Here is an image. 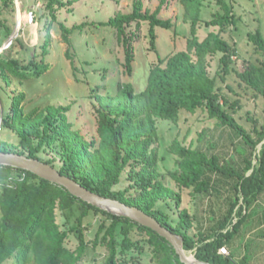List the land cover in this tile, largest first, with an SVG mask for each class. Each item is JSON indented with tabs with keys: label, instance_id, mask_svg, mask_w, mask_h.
<instances>
[{
	"label": "trees",
	"instance_id": "16d2710c",
	"mask_svg": "<svg viewBox=\"0 0 264 264\" xmlns=\"http://www.w3.org/2000/svg\"><path fill=\"white\" fill-rule=\"evenodd\" d=\"M216 1L220 11L204 25L218 27L221 31L235 26L238 19L231 7L225 0ZM37 2L42 4L45 16L50 17L45 26L44 42L36 48L39 55L34 54V48L28 57L22 56L21 51L28 49L19 38L0 52V81L6 86L13 80L23 84L38 79L50 69V64L45 62L51 43L50 29L69 1H34ZM165 2L167 0H161L151 12L144 8L142 0H135L131 12L116 13L100 24L112 31L114 43L122 48V68L126 76L133 73L135 44L141 36L142 24L148 25L147 37L152 48L155 30L172 27L170 20L159 17ZM179 2L183 7V19L191 23L195 35L188 40L185 51L158 59L141 92L121 80H113L111 88L107 68L100 72L101 82L89 88L97 118L96 139L87 141L73 129L66 115L69 106L48 104L27 111L25 94L19 93L11 97L10 110L5 118H1V128L14 132L19 143L14 146L3 142L0 152L17 153L42 161L93 193L138 208L173 234L181 236L183 249L193 252L199 261L249 264L247 256L235 260L232 250L227 256L220 255L218 250L221 247L231 249L230 245L234 244L249 211L264 194V125L254 121L251 133H247L225 109L227 101L220 92L217 78L208 74V58L221 54L217 76L223 81L224 75L231 72L230 65L237 51L219 32H210L201 41L196 37L205 0ZM15 11V0H0V33L3 30L6 37L13 33L7 25L6 15ZM32 15L34 18V11ZM60 26L64 41L69 44L68 35L81 30L85 24L71 29ZM247 39L261 59L250 63L236 76L253 92L255 99H264V37L256 30L249 33ZM67 57L71 61L73 76L79 82L74 57L69 53ZM79 62L87 67L94 64L89 60L79 59ZM83 74L87 76L88 70L84 69ZM197 110L205 111L210 119L242 140L245 146L241 151L243 158L234 166L232 159L228 161L217 155H208L174 141L169 152L177 157V168L168 175L179 187L177 192L164 183V176L158 169L157 121L177 123L181 112L194 114ZM49 151L56 152L59 165H55V159L40 156ZM124 174L128 186L116 191L115 187ZM223 188L227 191L224 212L216 219L209 217L210 224L201 228L197 236H192L190 231L194 228L195 218L182 208L183 192L215 193L218 197L219 189ZM159 203L167 206L173 203L177 220L172 221L158 207ZM74 211L77 215L71 220ZM57 212L64 219V229L57 222ZM98 216V227L90 236L92 217ZM70 234L77 241L74 250L66 245ZM98 248L105 253L101 262L92 258L93 264H142L144 254L149 256L151 264H183L173 247L151 229L85 203L64 188L28 171L0 166V264H82L87 261L88 252Z\"/></svg>",
	"mask_w": 264,
	"mask_h": 264
},
{
	"label": "rangeland",
	"instance_id": "374dc122",
	"mask_svg": "<svg viewBox=\"0 0 264 264\" xmlns=\"http://www.w3.org/2000/svg\"><path fill=\"white\" fill-rule=\"evenodd\" d=\"M35 0H15L16 11L14 14H7L8 26L12 28L14 39H21L23 45L28 49L22 50L21 55L28 57L31 50L36 49L44 42L46 33L45 26L50 20L45 16L41 3H34ZM67 7L62 8L58 14L57 21L50 29L51 43L45 62L50 64V69L40 78L25 81L21 84L18 80H13L6 86L0 81V124L1 118H5L10 110V99L19 93L25 94L24 105L26 110L34 107H43L48 104L54 106L70 107L66 113L68 121L71 122L74 130L87 140L96 139L97 118L93 108V101L89 98L90 87L100 83V72L103 68L109 71L111 78V88L113 80L132 84L136 92H141L147 84V77L150 69L158 62V59L165 58L171 54L185 51L187 42L194 38L191 31V23L183 19V7L179 0H167L161 6L159 17L170 20L172 27L168 30L157 28L155 30L156 39L154 48L149 44L147 33L148 25L142 24L141 36L135 44V62L133 64L132 75L126 76L123 73V51L112 39V31L101 26L116 13H129L135 0H67ZM231 7L233 14L238 19L235 26L226 27L220 30L218 27H206L204 23L212 19L213 15L220 11V6L216 0H205L201 10V21L196 28V37L203 40L208 33H220L221 37L228 43L234 45L237 56L233 58L230 65L231 72L225 74L222 81L217 76L219 59L221 54H216L208 58V74L217 78V84L221 94L227 101L225 109L231 113L235 120L251 133L253 122L264 125V99L253 97V92L242 84L236 76L237 72L244 71L250 63L261 59L260 54L254 46L248 42L247 35L259 30L264 37V0H225ZM144 8L153 12L161 0H142ZM35 17L33 18L32 12ZM42 15V18L40 17ZM85 24L81 30L68 35L69 44L64 41L63 31L60 25L66 29ZM11 36L6 37L2 30L0 33L1 49H7L13 42L9 43ZM67 53L74 57L78 66L79 82L73 76L71 61ZM33 54V53H32ZM39 55V50L35 53ZM81 61L89 60L94 64L91 66L80 65ZM88 70V75L83 74V70ZM87 81L90 83H87ZM110 82V81H109ZM88 84V85H87ZM157 132L159 136L158 147L159 164L158 169L164 176V183L173 190L179 192V187L168 175L169 171H174L176 159L169 152L174 141L182 146L206 152L208 155H217L230 161L231 164L238 165L243 158L241 151L245 146L231 130L221 127L215 120L208 117L203 110H197L194 114L181 112L177 123L166 120L157 121ZM6 142L14 146L18 145V139L14 132L4 127L0 130V144ZM42 158L55 159V165H59L56 152H45L40 155ZM128 186L127 176L124 174L121 182L115 190H123ZM220 190V196L213 193L211 195H198L192 190L184 191L182 208L187 209L195 218L194 228L190 231L192 236H197L198 231L210 224L209 217L218 218L226 208L227 191ZM209 205V206H208ZM172 221L177 220V212L174 204L167 206L159 203ZM77 215L74 211L71 220ZM235 219L234 221H236ZM100 216L92 217V236L98 227ZM57 222L62 229L65 228L64 219L57 212ZM69 224L66 226L68 227ZM66 245L74 250L77 241L73 234L66 240ZM228 249L234 254V259L241 260L244 256L249 259V264H264V194L258 203L249 211V216L243 222L238 235L234 239V244ZM104 250L98 248L88 252L87 261L82 264H93L92 258L101 262ZM189 255L193 252L189 251ZM142 264H151L149 256H141ZM5 264H9L8 262Z\"/></svg>",
	"mask_w": 264,
	"mask_h": 264
},
{
	"label": "water",
	"instance_id": "95a60500",
	"mask_svg": "<svg viewBox=\"0 0 264 264\" xmlns=\"http://www.w3.org/2000/svg\"><path fill=\"white\" fill-rule=\"evenodd\" d=\"M13 38L14 34L11 35L8 42L11 43ZM1 51L2 50H0V52ZM0 166L28 171L43 180L64 188L69 194L85 203L109 214L128 218L139 225L151 229L156 234L163 237L173 247L180 262L183 264H209L197 260L194 255H189V253L183 249V238L170 232L153 217L136 207L128 206L118 200L106 198L87 190L73 179L61 175L56 169L42 161L17 153L0 152Z\"/></svg>",
	"mask_w": 264,
	"mask_h": 264
},
{
	"label": "built area",
	"instance_id": "2783aa9c",
	"mask_svg": "<svg viewBox=\"0 0 264 264\" xmlns=\"http://www.w3.org/2000/svg\"><path fill=\"white\" fill-rule=\"evenodd\" d=\"M0 130H1V124H0ZM218 253H219L220 255H225V256L229 255V253H228V249H227L226 247H221V248L218 250Z\"/></svg>",
	"mask_w": 264,
	"mask_h": 264
}]
</instances>
